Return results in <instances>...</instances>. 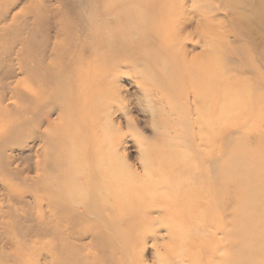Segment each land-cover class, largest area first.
<instances>
[{
	"label": "bare ground",
	"instance_id": "1",
	"mask_svg": "<svg viewBox=\"0 0 264 264\" xmlns=\"http://www.w3.org/2000/svg\"><path fill=\"white\" fill-rule=\"evenodd\" d=\"M189 2L196 8V0H184L180 6L175 0H84L92 9L90 21L94 41L91 45L82 44L80 51L68 56L60 66L49 65L52 67L50 73V68H46L47 73L43 70L41 81L50 84L48 88L38 90L26 78L17 79L8 98V106L17 109L24 100H31L30 103L35 100L32 97L35 94L42 95L44 98L39 100L48 103L44 105L38 101L34 108L30 103L23 106L33 116L40 113L37 115L42 117L39 124L43 121L47 125L40 132V139L44 143L55 140L61 144L55 151L51 143L39 147L41 153L37 150L34 176H25V169L14 166V156L2 149L4 138L19 130L14 128L9 117L5 120V113L10 110L3 106L7 98L4 94L0 96V182L3 185L0 189V264H145L143 254L147 236L158 251L159 264H174L173 259H177L176 264L183 263L181 251L192 260L196 236L185 242L186 234L191 228L196 232L195 222L203 209L196 208L194 203V179H182L180 175L182 170H189L187 164L195 163L188 160L186 154L174 150L155 156L144 154L138 166L131 165L125 153L126 134L116 116V110L127 115L129 103L113 86L121 74L134 76V71H121L119 66L127 69L138 66L136 71L140 79L149 82L144 90L149 101L153 90H161L171 111L185 114L186 128L191 129L189 134L193 138H196L195 127L191 125L190 115L193 108L196 113V99H205V103L209 99L211 107H205L213 112L220 100L222 109L234 106L238 97L242 98L237 84L232 83L231 76L223 70L224 54L217 57L203 53L189 58L186 43L192 42L195 34L186 33L189 21L181 14ZM106 16L125 21L126 37L132 39L135 47H120L122 37L115 41L105 37L111 23ZM105 46L114 51L103 53ZM87 51H90L88 56L83 54ZM74 57L78 60L75 67L71 62ZM105 57L109 59L103 60ZM200 57L207 59L202 67L198 63ZM82 78L100 79L92 81L93 85L83 91L87 80L82 81ZM56 109L59 113L52 120V112ZM36 129L38 127L34 128L35 132L39 131ZM55 155L67 158L72 155L73 160L61 162L59 170L47 175L50 169L46 160L56 159ZM249 156L247 159L240 156L233 162L226 159L219 170L224 188L237 182L244 194L240 214H237L239 242L223 254L222 264H264V243L246 247L243 231L248 219L252 221L255 215L264 218V158ZM41 161L46 162L45 173L39 170ZM46 180L52 183L46 184ZM44 185L51 188L54 196L50 200L38 195L48 200L53 210L49 221L51 231L49 228V234L42 237L38 230L35 231L36 227L41 228L40 222L29 223L35 220L31 206L38 203L32 191ZM42 190L47 192V189ZM26 195L31 196V200H25ZM14 197L21 198L14 200ZM62 222L68 228L63 227ZM210 226H214L213 220ZM160 229L167 231L170 243L158 248ZM224 233L225 242H228L230 233L227 229ZM89 237L90 241L85 242ZM176 237L179 243L172 240Z\"/></svg>",
	"mask_w": 264,
	"mask_h": 264
},
{
	"label": "rangeland",
	"instance_id": "2",
	"mask_svg": "<svg viewBox=\"0 0 264 264\" xmlns=\"http://www.w3.org/2000/svg\"><path fill=\"white\" fill-rule=\"evenodd\" d=\"M175 1L180 6V2L184 0ZM191 4V2L186 4L185 11L181 13L182 17L189 21L186 33L195 34L194 40L186 43L189 58L198 57L203 53L217 57L224 54L223 70L231 76L230 81L237 84L238 93L242 98L238 97L234 106L232 104L234 101L231 100L229 103L232 105L222 109L220 100L213 112L209 109L212 104L209 99L206 103L205 99L204 101L202 98L196 99V113L193 108L190 115L191 125L195 127L196 138H193L189 134L191 129L186 128L185 114L172 112L170 103L164 99L161 90H153L149 101L144 93L149 82L140 79L136 71L139 69L138 66L129 69L119 66L121 71L130 73L134 71V76L121 74L122 76L120 75L114 82L116 84L113 86L120 90L121 96L124 99L126 97L129 103L127 115H122L120 110H116V116L121 123L122 132L126 134L125 153L131 165L138 166L144 154L155 156L163 152L173 153L174 150L186 154L188 160L194 161L195 164H187L186 168L189 170L181 171L180 178L194 179L196 190L194 203L196 208L202 207L203 213L196 219V232L191 228L192 231L186 234L185 242L196 236V244L192 249L194 253H191L192 260L181 251L184 261L180 264H222L223 254L235 245V242H239L237 229L240 227L237 214H240L239 210L242 207L240 201L244 194H241L237 182L224 188L219 178V170L226 159L233 162L240 156L247 159L249 155H259L264 158V8L262 7L264 0H196V8L191 7ZM87 5L84 0H0V96L4 94L7 98L3 106H8L10 103L8 98L15 80L26 78L27 82L39 88L38 90L48 88L50 84L41 81L43 70L46 72V68H50L48 69L50 73L52 70L50 66H60L59 64H62L68 56H75L82 48V44L91 45L94 41L92 38L94 30L90 21L92 9ZM105 19L111 22L110 30L105 32V37L111 41L122 37L120 47L125 49H129L130 46L135 47L136 44H133L132 39L128 40L126 37L128 33L124 27L126 24L124 20L108 16ZM109 50L106 46L102 48L105 54H110ZM89 52L83 54L88 56ZM108 59L105 57L103 60ZM73 60L71 62L75 67L78 65V60L75 57ZM205 61L206 58L200 57L198 63L202 67V62ZM74 67L73 69H77ZM221 70L222 68L218 69L217 73ZM82 79V81L87 80L83 86L85 91V87L90 88L93 85L92 81L97 82L100 78ZM76 89L77 86L74 92ZM32 97L36 101L32 100L30 103L31 100H24L20 109L9 104L10 111L5 113V120L8 121L7 117L13 120L11 123L15 124L14 128L19 132L12 131L10 136H6L2 147L7 154L14 156V166L19 165L21 169H25V176L29 177L34 176L39 147L51 143L52 150L55 151L61 145L55 140H47L44 143L40 139V132L44 131L47 125L43 121L39 124V118L42 117L37 115L40 113L33 116L29 111L27 112L29 109L24 107L28 106V103L32 108L39 102H44V105L48 103L39 100L44 98L42 95L35 94ZM45 111L47 112L48 109ZM58 113L57 109L54 110L51 119L55 120ZM33 127H38L36 130L39 131L35 132ZM170 146L173 147L170 149ZM167 149L169 150L166 151ZM72 157V155L68 158L64 155L62 157L55 155L56 159L46 160L50 170L46 172L44 161H41L39 170L48 175L52 170H59L58 164L61 162L72 161ZM45 183L52 182L46 180ZM1 185L0 182V189H3ZM42 189H47V192L44 193ZM53 194L51 188H47L46 185L38 186L36 192L32 191V196L37 198L38 203L31 206L34 208L32 215L35 220L29 225L40 222L41 228L36 227L35 231L38 230L42 237L51 231L49 221L50 218L52 219L53 210L50 209L49 201L41 197L51 200ZM15 198L21 197H14V200H17ZM30 198L31 196L26 195L25 200L29 201ZM212 220L213 227L210 226ZM248 221L246 229L243 230L246 247L263 244L261 240L264 241V231H262L264 218L255 215L252 221L249 219ZM62 224L63 227L68 228L66 223L62 222ZM71 227L75 226L71 225ZM226 229L230 233L228 242L224 239ZM158 235H160L158 248L164 243H170L167 231L160 229ZM42 237L40 239H44ZM147 239L143 254L146 259L145 264H159L156 258L158 251L153 247L151 238L147 236ZM88 240L90 241V237L85 242H89ZM172 240L180 242L177 237ZM212 243L214 245L210 246ZM187 247L186 244L184 248ZM176 262L177 259H173L172 263L176 264Z\"/></svg>",
	"mask_w": 264,
	"mask_h": 264
}]
</instances>
